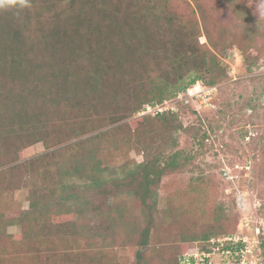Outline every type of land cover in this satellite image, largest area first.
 Masks as SVG:
<instances>
[{
    "label": "trees",
    "instance_id": "1",
    "mask_svg": "<svg viewBox=\"0 0 264 264\" xmlns=\"http://www.w3.org/2000/svg\"><path fill=\"white\" fill-rule=\"evenodd\" d=\"M182 1L188 12L174 0H27L26 7L0 9V191L21 184L25 166L41 161L46 168L44 183L30 187V207L20 216V238L6 241L0 234V255L6 260L71 264V240L80 233L77 221L53 222L51 215L100 212L101 203L83 194H101L112 185L128 186L139 197L146 221L142 226L140 219L127 217L124 206L116 209L122 214L109 226L122 231L125 240L137 235L139 245H149L157 188L179 161V153L165 155V148L176 146L177 134L185 127L175 109L125 119L148 103L171 100L177 106L197 101L178 99L177 94L198 79L216 86L227 72L218 55L224 46L237 44L245 52L260 31L245 0L223 2L244 20L241 36L249 37L247 44L239 41L238 31L210 22L207 0H191L194 5ZM205 121L200 116L194 132L198 142L209 137ZM37 142L47 151L24 164L15 163L25 147ZM103 144L122 150L134 147L145 158L107 186L99 167ZM183 193L188 196L187 190ZM199 197L170 201L164 210V220L174 231L161 239L165 245L157 256L161 264H182L185 251L196 245L211 250L212 237L239 231V224L233 230L222 227L218 210L210 220H197L196 208L206 205ZM105 204L110 215L114 207L109 201ZM258 251L264 261L263 236ZM88 253L84 264L103 262L98 251ZM139 259L145 261V255Z\"/></svg>",
    "mask_w": 264,
    "mask_h": 264
},
{
    "label": "rangeland",
    "instance_id": "2",
    "mask_svg": "<svg viewBox=\"0 0 264 264\" xmlns=\"http://www.w3.org/2000/svg\"><path fill=\"white\" fill-rule=\"evenodd\" d=\"M174 1L178 2L179 9L189 11L190 8L182 0ZM245 1L250 12L259 21V35L245 52L237 44H228L224 46L222 54H218L227 72L225 79L216 84L214 106L206 108L197 100L189 105L177 102L174 107L185 128L178 132L176 146L169 145L165 148V155L175 151L179 153V161L177 167L167 170L157 188V209L154 211L156 220L149 245H139L137 235L125 240L122 231H118L116 226H109L111 219L122 212H117L116 209L124 206L127 217L135 216L137 220L140 219L138 222L142 226L146 221L139 197L128 186L117 189L112 185L102 190L101 194H83L101 203L100 212L86 210L81 214L63 212L51 215L53 222L77 221L80 233L76 235V239L71 240L73 248L68 253L71 264H84L91 250L98 251L101 257L104 255V264H161L157 257L165 247L160 244L161 239H166L174 231L164 220V210L170 201L184 202L186 197L189 199L194 195L206 202L203 210L196 208L197 220L212 219L214 210L220 211L221 218L218 222L230 230L238 224L239 230L245 217L264 220V0ZM190 3L194 5L191 0ZM204 4L206 15L212 24L218 23L228 30L238 31L240 36L244 34V20L232 12L226 2L207 0ZM200 40L205 42V36L202 35ZM230 40L229 37L227 42ZM248 40V36L239 37V41L244 44ZM142 115L136 112L125 121ZM200 116L206 119L204 124L208 126L209 136V140L205 138L202 142H198L194 135ZM159 141L156 138V145L160 144ZM45 151L47 148L43 143L31 144L22 150L21 158L15 163L24 164ZM99 157L102 160L99 167L104 169L102 177L108 182V186L123 177L126 170L135 169L145 155L134 147L122 150L103 144ZM51 166V175L54 176V165L51 163ZM25 167L26 174L21 184L0 191V234L4 237L0 236L6 241L20 238V216L30 207V187L44 183L46 168L41 166V161L34 167ZM82 182L76 181L77 185L83 187ZM184 190L188 191V196L183 193ZM108 192L110 194L106 197ZM107 201L110 207H114L110 215L105 212L109 208L105 204ZM131 218L127 221H131ZM116 231L118 232L114 235ZM5 234L11 237H5ZM140 254L145 255V261L139 259ZM17 262L16 258L8 261L0 255V264ZM45 262L39 260V264ZM103 262L99 260V264Z\"/></svg>",
    "mask_w": 264,
    "mask_h": 264
},
{
    "label": "built area",
    "instance_id": "3",
    "mask_svg": "<svg viewBox=\"0 0 264 264\" xmlns=\"http://www.w3.org/2000/svg\"><path fill=\"white\" fill-rule=\"evenodd\" d=\"M216 86H208L198 79L193 85L178 92V99L190 97L200 101L206 108L214 106L213 99ZM175 103L166 100L164 103L145 104L139 114L158 113L174 109ZM209 140V137L206 138ZM244 222V223H243ZM239 231L218 238L212 237L211 250H206L198 245L193 250H187L181 255L182 264H264L259 255L258 245L260 237H264V220L262 218H243Z\"/></svg>",
    "mask_w": 264,
    "mask_h": 264
},
{
    "label": "clouds",
    "instance_id": "4",
    "mask_svg": "<svg viewBox=\"0 0 264 264\" xmlns=\"http://www.w3.org/2000/svg\"><path fill=\"white\" fill-rule=\"evenodd\" d=\"M19 4L21 8L28 6L27 0H0V9H7Z\"/></svg>",
    "mask_w": 264,
    "mask_h": 264
}]
</instances>
